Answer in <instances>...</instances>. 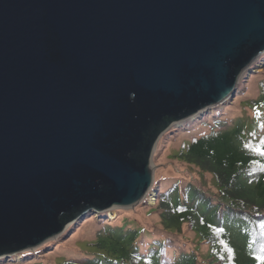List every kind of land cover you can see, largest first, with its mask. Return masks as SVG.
Here are the masks:
<instances>
[{
    "label": "water",
    "instance_id": "1",
    "mask_svg": "<svg viewBox=\"0 0 264 264\" xmlns=\"http://www.w3.org/2000/svg\"><path fill=\"white\" fill-rule=\"evenodd\" d=\"M263 53L264 0H0V256L74 206L139 204L163 118L233 97Z\"/></svg>",
    "mask_w": 264,
    "mask_h": 264
},
{
    "label": "trees",
    "instance_id": "2",
    "mask_svg": "<svg viewBox=\"0 0 264 264\" xmlns=\"http://www.w3.org/2000/svg\"><path fill=\"white\" fill-rule=\"evenodd\" d=\"M253 82L256 94L241 102L244 107H240L236 123L225 120L223 129L226 122L208 121L210 117L199 118L197 113L196 119L186 120L189 124H179H187V134L193 133L189 140L180 142L176 152L169 142L167 159L195 169L200 184L168 180L169 184L159 186L155 206L143 207V201L134 209L113 208V220L107 219L106 211L99 213L100 229L85 227L83 240H78L77 230L69 234L76 228L73 226L55 239H46L43 247L35 246L38 248L27 264H264L257 259L264 257V120H258L264 114V68L261 79H249L247 84ZM243 84L237 92L247 85ZM212 112L221 115L219 109ZM163 120L169 122L161 134L166 143L169 139L164 137L176 131L173 123L178 119L166 116ZM205 175L209 176V189L203 188ZM95 206L103 205L93 201L79 216L74 212L85 205L74 206L60 215L59 222L100 211ZM140 216L157 222L147 230L136 222ZM93 222L95 218L79 226ZM47 245L53 249L43 251ZM28 250L16 252V257L23 262Z\"/></svg>",
    "mask_w": 264,
    "mask_h": 264
},
{
    "label": "rangeland",
    "instance_id": "3",
    "mask_svg": "<svg viewBox=\"0 0 264 264\" xmlns=\"http://www.w3.org/2000/svg\"><path fill=\"white\" fill-rule=\"evenodd\" d=\"M259 59H261V60L259 61ZM263 68H264V53L261 54L256 59L252 60L250 65L241 72V75L238 78L237 89L239 88V85L241 84L242 81L244 82V84H247V81L249 79H254V80L261 79L262 73H263ZM254 84H255V82L247 84L246 86L241 87V89L238 92L236 90L233 97H228L223 103L218 104L219 106L216 105V106L212 107L209 105V106L205 107V109L200 110L199 111L200 115L198 114L199 118H200V116L202 117V115H204V116L210 117V120H208V121H211L212 118H216V119H221L224 122H226L225 120H227L228 122L231 120L233 124L236 123V119L239 116L238 111L240 110L241 106L244 107V105H243L244 102L243 103H241V102L243 100L248 99L250 96H255V94H256ZM214 109H219L220 114L221 115L223 114V115L217 116L216 114H213L212 111H214ZM230 110H232V111L230 112ZM197 113L174 122L173 125L176 126V127H174L176 131L170 132V134L164 133V134H167L164 137V140L169 139L168 142L164 143L162 135H160L159 138L157 139L154 150L152 152V167H153V175H154V181L152 184L153 188L146 195V199L143 198V200L141 201V202L144 201L143 207L155 206L157 190H158L159 186H161L163 188L166 184H169L168 180L174 181L177 179H179V180L181 179L180 180L181 183H187V184L188 183L193 184V182L199 183V176L196 173L195 169H193L191 167L185 168V167L181 166L182 164H180V163L177 164L176 162H174V161L172 162V160L167 159V155H168V153L170 154L169 151L171 148V146L169 145V142H172L174 144L172 146L171 150L176 152L180 147V142H182L183 140L188 141L189 136L193 134V133L187 134L186 125L189 123L186 120L188 118L190 120L196 119L195 115L198 116ZM261 119L264 120V114L262 117L259 116L258 120H261ZM180 122L181 123H187V124L179 125ZM248 123H251V121H249ZM226 125H227V122H226V124L222 125V128L224 129L226 127ZM174 133H177V134L175 136L171 135ZM169 135H171V136H169ZM196 135H198V134H196ZM156 179H157V182H155ZM204 180H205V185L203 188L209 189V187L211 186V184L209 182V176L205 175ZM134 207L130 208V209H134ZM113 208H108V209H105L104 211L92 210L91 212H89L88 215H85L84 217H82L76 221H72L71 223L67 224V226L64 228V230L62 232H60L59 234L63 233L64 231H67L68 229L72 228L73 226H76V228L74 227L75 229L72 228V232L71 233L69 232V234H72L73 232H75L77 230L78 232L75 235V238L78 240H80L82 238L81 240H83L84 235H83L82 231L85 229V227H86L85 230L90 229L88 227H91L92 229H100L102 227L103 222H102V220L100 221V219H99V213H103L106 211V216H107L108 220H113L115 218V212L113 211ZM92 218H95L97 223L93 222L90 225L84 226V227H83V225L79 226L84 221H87V220L92 219ZM136 222L138 223V225L140 227H144L145 229L148 230V229H152V225L155 224L157 222V220L156 219L153 220L152 218H149L146 216H140L139 218H136ZM186 235H189V234L186 233ZM54 237L55 236H52L51 240L55 239ZM48 240H50V239H48ZM45 242L41 243V245L39 244L38 247H43L44 246L43 244ZM38 247H36V248H38ZM36 248L30 247V248H27V249H29L28 252L24 251L25 254H27V257L26 258L21 257L22 259L25 258V260L23 262H21V259L19 257H16L19 254L16 252L6 254V255H1L0 260H4V259L5 260L2 263L0 262V264H27V263H29V260L27 258L30 257L29 255H31V253ZM51 249H53V248L50 245H47V248L44 249L43 251H49ZM183 250H188V248L185 247V248H183ZM52 255H55V253H52ZM5 256H11V258L8 259V258H5Z\"/></svg>",
    "mask_w": 264,
    "mask_h": 264
},
{
    "label": "snow or ice",
    "instance_id": "4",
    "mask_svg": "<svg viewBox=\"0 0 264 264\" xmlns=\"http://www.w3.org/2000/svg\"><path fill=\"white\" fill-rule=\"evenodd\" d=\"M257 259L264 260V257L258 256Z\"/></svg>",
    "mask_w": 264,
    "mask_h": 264
},
{
    "label": "bare ground",
    "instance_id": "5",
    "mask_svg": "<svg viewBox=\"0 0 264 264\" xmlns=\"http://www.w3.org/2000/svg\"><path fill=\"white\" fill-rule=\"evenodd\" d=\"M198 114H199V112H198ZM150 167L152 168V163H150ZM115 208V207H114Z\"/></svg>",
    "mask_w": 264,
    "mask_h": 264
}]
</instances>
